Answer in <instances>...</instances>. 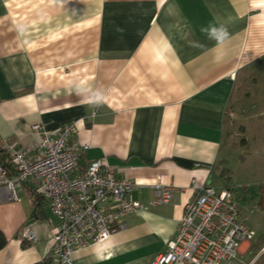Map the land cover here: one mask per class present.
I'll return each mask as SVG.
<instances>
[{"label":"crops","instance_id":"crops-1","mask_svg":"<svg viewBox=\"0 0 264 264\" xmlns=\"http://www.w3.org/2000/svg\"><path fill=\"white\" fill-rule=\"evenodd\" d=\"M262 63L264 0H0V146L33 159L32 126L75 124L81 171L102 162L145 208L73 264H151L202 187H232L226 112ZM158 183L176 188L169 205L153 204ZM34 194L28 182L19 201L0 197V264L50 254L59 223ZM28 228L37 241L23 245Z\"/></svg>","mask_w":264,"mask_h":264},{"label":"built area","instance_id":"built-area-1","mask_svg":"<svg viewBox=\"0 0 264 264\" xmlns=\"http://www.w3.org/2000/svg\"><path fill=\"white\" fill-rule=\"evenodd\" d=\"M31 130L40 136L36 156L25 149H4L13 167L9 176L0 165V197L17 202L25 183L35 184V193L48 201L58 220L49 257L53 264H73V254L106 242L126 229L125 216L145 208L132 199L135 182L104 170L100 161L80 169L81 152L71 142L75 124L57 132L43 125ZM232 188L202 187L190 200L164 253L151 264H239L244 244L255 240L254 233L240 219V208ZM154 205L172 201L176 188L158 183ZM32 245L35 233L28 228L23 236ZM248 250V249H247ZM246 250V251H247ZM245 251V252H246Z\"/></svg>","mask_w":264,"mask_h":264},{"label":"rangeland","instance_id":"rangeland-1","mask_svg":"<svg viewBox=\"0 0 264 264\" xmlns=\"http://www.w3.org/2000/svg\"><path fill=\"white\" fill-rule=\"evenodd\" d=\"M226 123L225 146H233L227 182L237 195L241 220L255 240L239 264H264V212L259 190L264 185V63L239 79ZM255 247V248H254Z\"/></svg>","mask_w":264,"mask_h":264},{"label":"trees","instance_id":"trees-1","mask_svg":"<svg viewBox=\"0 0 264 264\" xmlns=\"http://www.w3.org/2000/svg\"><path fill=\"white\" fill-rule=\"evenodd\" d=\"M229 112H226V115L228 116ZM0 165L7 171L9 176L14 175L13 167L11 165V162L9 160L7 152L0 146ZM227 170H224V174H227ZM229 179V178H228ZM233 191V189H231ZM234 193V192H233ZM39 196L34 194V202H38ZM259 209L264 212V185H261L260 190H259V203H258ZM264 241V237H261L257 239V242ZM6 238L5 236L0 232V250H2L6 246ZM23 245H28V243L24 240ZM255 248V247H254ZM36 264H53L52 259L48 256L42 261L36 263Z\"/></svg>","mask_w":264,"mask_h":264}]
</instances>
